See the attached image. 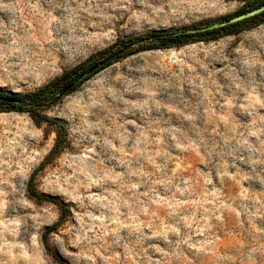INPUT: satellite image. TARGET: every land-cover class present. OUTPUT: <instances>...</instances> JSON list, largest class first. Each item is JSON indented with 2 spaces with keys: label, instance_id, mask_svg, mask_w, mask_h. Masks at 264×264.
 Instances as JSON below:
<instances>
[{
  "label": "rangeland",
  "instance_id": "374dc122",
  "mask_svg": "<svg viewBox=\"0 0 264 264\" xmlns=\"http://www.w3.org/2000/svg\"><path fill=\"white\" fill-rule=\"evenodd\" d=\"M264 0H0V91L24 96L120 39ZM120 59L45 111L0 112V264H264V15ZM55 230H48L52 226ZM46 241L53 258L44 248Z\"/></svg>",
  "mask_w": 264,
  "mask_h": 264
},
{
  "label": "trees",
  "instance_id": "16d2710c",
  "mask_svg": "<svg viewBox=\"0 0 264 264\" xmlns=\"http://www.w3.org/2000/svg\"><path fill=\"white\" fill-rule=\"evenodd\" d=\"M253 3L254 6H252L251 10L236 15L235 17L224 19L218 23L167 33L152 32L139 37L120 39L111 46L92 55L87 61L63 72L58 78L52 80L45 86L24 96L15 94L7 95L0 91V99L11 97L19 100L16 104L6 103L0 100V112L4 111L2 109L3 106L21 107L22 109L19 112L27 113L36 124H46L55 134L52 148L29 178L27 184V193L29 196L38 201H48L56 205L61 214V219L69 211L62 202L40 194L34 187L36 173L52 162L59 154L67 150L70 145L66 125L58 119L47 116L45 113L47 109L56 105L64 96L76 91L93 76L120 59L146 51L182 47L190 44L192 37L195 36L206 35L210 37V40H214L221 31L238 30L246 23L254 21L264 15V2ZM55 227L54 225L48 230L53 231ZM43 244L45 250L53 258H56V254L52 252L45 240Z\"/></svg>",
  "mask_w": 264,
  "mask_h": 264
},
{
  "label": "water",
  "instance_id": "95a60500",
  "mask_svg": "<svg viewBox=\"0 0 264 264\" xmlns=\"http://www.w3.org/2000/svg\"><path fill=\"white\" fill-rule=\"evenodd\" d=\"M2 102H6V103H10V104H16V103H18L19 102V100L18 99H16V98H1L0 99Z\"/></svg>",
  "mask_w": 264,
  "mask_h": 264
}]
</instances>
